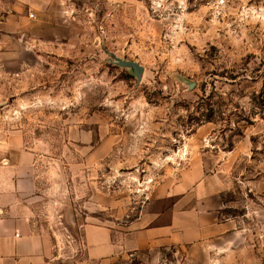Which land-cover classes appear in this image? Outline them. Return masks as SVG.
I'll return each mask as SVG.
<instances>
[{
    "label": "rangeland",
    "instance_id": "rangeland-1",
    "mask_svg": "<svg viewBox=\"0 0 264 264\" xmlns=\"http://www.w3.org/2000/svg\"><path fill=\"white\" fill-rule=\"evenodd\" d=\"M23 13L0 74V203L20 199L52 237L45 264H264V0H32ZM195 177L217 233L127 248L132 222L167 224L168 194ZM87 225L110 227L118 251L90 259Z\"/></svg>",
    "mask_w": 264,
    "mask_h": 264
},
{
    "label": "crops",
    "instance_id": "crops-1",
    "mask_svg": "<svg viewBox=\"0 0 264 264\" xmlns=\"http://www.w3.org/2000/svg\"><path fill=\"white\" fill-rule=\"evenodd\" d=\"M29 4H32V0H0V74L6 64L3 59L6 54L5 38L21 36L23 24L29 19L23 11ZM15 135L14 132V139ZM17 138L20 143V137ZM19 165L21 163L17 166L14 160L12 163L10 161L14 171ZM0 170H5L1 161ZM13 179L16 180V173ZM200 180L196 178L191 183L183 179L179 186L175 184L172 193L168 194L177 196V199L166 211L169 217L167 224L140 228L139 220L133 221V226L128 230L130 243L126 247L138 250L154 246H178L214 236L216 229L222 226L217 208L205 204L207 200L199 199V189L205 188ZM14 186L17 189L15 183ZM17 187L21 190L20 184L17 183ZM5 205L0 203V264H45L50 256L48 252L52 250V237L47 238L33 230L31 214L20 199L14 200L8 207ZM84 239L90 259H100L118 251L110 227L87 225L84 227Z\"/></svg>",
    "mask_w": 264,
    "mask_h": 264
},
{
    "label": "water",
    "instance_id": "water-1",
    "mask_svg": "<svg viewBox=\"0 0 264 264\" xmlns=\"http://www.w3.org/2000/svg\"><path fill=\"white\" fill-rule=\"evenodd\" d=\"M133 65L136 67V75L140 79L143 74V66L139 63H133Z\"/></svg>",
    "mask_w": 264,
    "mask_h": 264
},
{
    "label": "built area",
    "instance_id": "built-area-1",
    "mask_svg": "<svg viewBox=\"0 0 264 264\" xmlns=\"http://www.w3.org/2000/svg\"><path fill=\"white\" fill-rule=\"evenodd\" d=\"M33 15H34L33 13L30 14L31 17H32Z\"/></svg>",
    "mask_w": 264,
    "mask_h": 264
}]
</instances>
